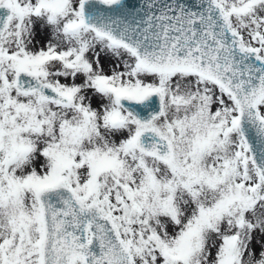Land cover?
<instances>
[{
	"label": "snow or ice",
	"instance_id": "6c2138e0",
	"mask_svg": "<svg viewBox=\"0 0 264 264\" xmlns=\"http://www.w3.org/2000/svg\"><path fill=\"white\" fill-rule=\"evenodd\" d=\"M0 264H264V0H0Z\"/></svg>",
	"mask_w": 264,
	"mask_h": 264
},
{
	"label": "rangeland",
	"instance_id": "374dc122",
	"mask_svg": "<svg viewBox=\"0 0 264 264\" xmlns=\"http://www.w3.org/2000/svg\"><path fill=\"white\" fill-rule=\"evenodd\" d=\"M46 39H47L46 32H42L39 26H37V36H36L37 46H42V44L46 41ZM93 106H96V104L94 103ZM252 249L256 253L257 258H258L259 252H260L259 244L254 241L252 245Z\"/></svg>",
	"mask_w": 264,
	"mask_h": 264
}]
</instances>
